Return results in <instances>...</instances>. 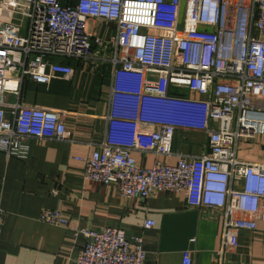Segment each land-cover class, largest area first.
<instances>
[{
	"label": "built area",
	"instance_id": "obj_1",
	"mask_svg": "<svg viewBox=\"0 0 264 264\" xmlns=\"http://www.w3.org/2000/svg\"><path fill=\"white\" fill-rule=\"evenodd\" d=\"M89 20L113 24V36L93 37ZM49 57L86 63L91 74L108 66L137 78L110 88L106 120L125 140L75 158L84 180L123 198L184 194L189 207L217 212L218 264L238 247L240 232L264 223V0H0V153L8 159L26 161L31 140L78 143L66 112L20 104L26 80L74 75ZM177 130L204 134L208 153H173ZM259 137L263 161H240L239 144ZM136 152L153 155V165L138 164ZM39 220L68 228L58 211L44 210ZM73 235L85 240L74 264H144L141 236L111 227ZM183 264H191L187 252Z\"/></svg>",
	"mask_w": 264,
	"mask_h": 264
},
{
	"label": "crops",
	"instance_id": "obj_2",
	"mask_svg": "<svg viewBox=\"0 0 264 264\" xmlns=\"http://www.w3.org/2000/svg\"><path fill=\"white\" fill-rule=\"evenodd\" d=\"M88 32L109 39L114 25L89 20ZM48 61L67 64L74 75L49 84L26 80L20 104L66 112L65 126L78 143L31 140L26 161L0 153V264H74L85 240L75 238L73 230L105 227L117 228L128 238L141 236L144 264H183L185 252L191 264H218L215 253L220 247L222 217L217 212L189 207L184 194L155 192L146 200L123 198L110 187L83 179L82 163L75 158L85 157L104 142L125 140V132L106 120L110 88L135 83L137 78L119 69L112 72L108 66L91 74L86 63L74 59L49 57ZM262 143L263 137L242 142L237 158L262 162ZM141 146L147 148L148 140H142ZM172 151L204 155L208 153L206 136L177 130ZM134 158L146 168L155 160L138 152ZM158 159L170 165L177 161L175 157ZM44 210L61 212L68 228L42 223ZM145 220H152L154 226L145 229ZM221 264H264V223L257 222L254 232H240L238 247L225 252Z\"/></svg>",
	"mask_w": 264,
	"mask_h": 264
},
{
	"label": "rangeland",
	"instance_id": "obj_3",
	"mask_svg": "<svg viewBox=\"0 0 264 264\" xmlns=\"http://www.w3.org/2000/svg\"><path fill=\"white\" fill-rule=\"evenodd\" d=\"M25 24H27V23L25 22ZM242 142H244V141H242ZM242 142H241V143H242Z\"/></svg>",
	"mask_w": 264,
	"mask_h": 264
}]
</instances>
